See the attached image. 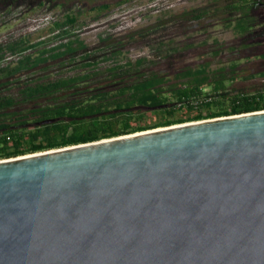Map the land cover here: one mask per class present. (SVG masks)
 Wrapping results in <instances>:
<instances>
[{"label": "water", "instance_id": "obj_1", "mask_svg": "<svg viewBox=\"0 0 264 264\" xmlns=\"http://www.w3.org/2000/svg\"><path fill=\"white\" fill-rule=\"evenodd\" d=\"M0 264H264V109L0 158Z\"/></svg>", "mask_w": 264, "mask_h": 264}, {"label": "trees", "instance_id": "obj_2", "mask_svg": "<svg viewBox=\"0 0 264 264\" xmlns=\"http://www.w3.org/2000/svg\"><path fill=\"white\" fill-rule=\"evenodd\" d=\"M18 1L26 6L56 2L0 0V4L16 6ZM222 1L225 14L220 18L224 27H231L236 40L224 43L213 38L208 53L216 56L225 52L230 56L226 66L211 67L209 61L176 65L181 52L189 48L190 43L178 45L169 34L158 35L150 55L134 59L114 58L120 54V49L111 44L108 54L102 52L101 59L113 58V62L104 67L98 66L93 52L85 49V44L76 36L41 48L34 56L25 51L42 41L30 43L29 38L19 36L0 43V158L175 123L264 109V82L251 92L240 88L228 89L226 86V82L239 75L242 79L255 75L264 77V62L256 70H248L242 75L236 63L242 58L247 61L252 56L264 59V49H259L264 45V26L254 30L256 24L252 15V9L258 7L257 1ZM106 6L100 3L92 7L100 9ZM207 14L205 8H192L184 10L176 18H181L189 26H197ZM75 20V14L68 12L63 20L53 22L49 28L54 32L51 37L66 38L70 34L67 28ZM151 27L141 28L137 33L147 37ZM6 54L15 56V60L5 61ZM64 55L70 59L74 69L72 74L44 81L38 77L35 80L31 76L19 77L22 71L31 72L35 67L44 69L48 66L44 65L46 61ZM160 61L163 66L158 67ZM61 65L62 62L57 63L58 68ZM3 87L13 91L2 93ZM41 98L45 100L38 102ZM22 103L30 105L20 107ZM178 111L184 115H175ZM151 113L156 115V120L148 122L146 117ZM44 119L54 121L35 123Z\"/></svg>", "mask_w": 264, "mask_h": 264}, {"label": "rangeland", "instance_id": "obj_3", "mask_svg": "<svg viewBox=\"0 0 264 264\" xmlns=\"http://www.w3.org/2000/svg\"><path fill=\"white\" fill-rule=\"evenodd\" d=\"M54 1V0H53ZM52 1V2H53ZM56 0L55 3L45 2L43 4L32 3L26 6L18 1L16 6H3L0 4V43L13 40L17 37H27L29 42L42 41L39 45L25 51L31 55H36L41 48H47L64 42L68 38L77 37L85 44V49L92 51L95 55L99 67L108 66L113 62L111 59H101L102 52L107 53L111 49V44L119 46L120 54L114 58L123 59L127 57L134 59L141 55H150L153 43L157 41L159 34H169L176 44L190 43L189 48L181 52L176 60V65L184 63L193 65L201 61H209L211 67L217 65L226 66L230 58L225 52L212 56L209 51V44L213 38L224 43H234L235 37L231 27L223 25L222 17L224 13L222 0ZM105 3V8L92 7ZM2 5V6H1ZM192 8H205L208 10L205 20H201L197 26H189L178 17L184 10ZM223 10H222V9ZM68 12L74 13L76 20L69 29L66 38H52L49 29L55 21L64 19ZM211 12V13H210ZM212 14V15H210ZM217 14V15H214ZM255 29L264 26V10L261 8L252 9ZM233 24V23H232ZM151 27V32L147 37L137 33L141 28ZM187 28V29H186ZM154 29V30H153ZM121 43V45L117 44ZM104 45V46H103ZM264 49V45L259 48ZM15 56L5 55V61H14ZM4 61H1L3 63ZM62 62L61 67L57 63ZM68 55L60 56L54 60H48L44 65L46 68L35 67L31 72H21L19 77L31 76L39 80L55 78L72 74L74 69L69 63ZM264 59L252 56L245 61L243 58L237 60V70L245 74L248 70H256ZM160 61L157 66H163ZM243 68L246 71H241ZM30 77V78H31ZM264 77L253 76L242 79L240 75L231 81L226 82L228 89L240 88L251 92L253 88L262 86ZM9 88V86H7ZM8 88H1L2 93L11 92ZM45 100L39 99L38 102ZM29 103H22L20 107H27ZM175 115L182 116L184 113L178 111ZM148 122L156 120L154 113L146 117Z\"/></svg>", "mask_w": 264, "mask_h": 264}, {"label": "flooded vegetation", "instance_id": "obj_4", "mask_svg": "<svg viewBox=\"0 0 264 264\" xmlns=\"http://www.w3.org/2000/svg\"><path fill=\"white\" fill-rule=\"evenodd\" d=\"M253 1H257L258 8H261V10H264L262 9V4H264V0H253Z\"/></svg>", "mask_w": 264, "mask_h": 264}]
</instances>
